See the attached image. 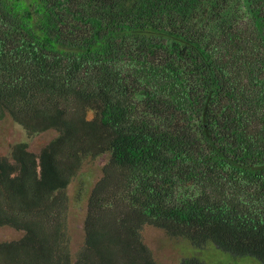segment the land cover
Listing matches in <instances>:
<instances>
[{"label": "trees", "instance_id": "obj_1", "mask_svg": "<svg viewBox=\"0 0 264 264\" xmlns=\"http://www.w3.org/2000/svg\"><path fill=\"white\" fill-rule=\"evenodd\" d=\"M7 118L54 136L0 153V264H159L147 226L264 264V0H0Z\"/></svg>", "mask_w": 264, "mask_h": 264}, {"label": "rangeland", "instance_id": "obj_2", "mask_svg": "<svg viewBox=\"0 0 264 264\" xmlns=\"http://www.w3.org/2000/svg\"><path fill=\"white\" fill-rule=\"evenodd\" d=\"M54 136L53 131H49L39 135L36 138L28 139L25 132L18 124L11 119L0 121V153L8 155L10 147L13 143L27 140L30 142L32 149L37 150ZM106 158L98 159L92 164H87L79 176L78 184H72L69 187L70 200V222L73 226L72 233L74 235L73 248H77L81 235V225L84 223V218L88 209V191H86L96 180L101 176V168ZM90 163V162H89ZM85 189V193L80 199H77L76 194L79 192V185ZM165 231L160 228L147 226L144 230V235L147 243L154 250L159 264H179L180 260L185 257L198 256L200 259L216 260L212 264H256L253 257H234L218 249L213 243H208L205 248L198 249L194 247L187 238L171 241L166 237ZM23 236V232L18 231L9 226H0V241L15 240ZM78 241V242H77Z\"/></svg>", "mask_w": 264, "mask_h": 264}]
</instances>
